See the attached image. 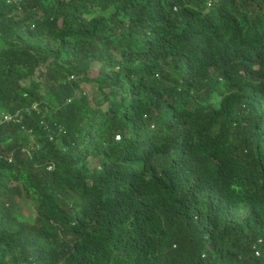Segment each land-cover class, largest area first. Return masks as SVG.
<instances>
[{
    "label": "trees",
    "instance_id": "16d2710c",
    "mask_svg": "<svg viewBox=\"0 0 264 264\" xmlns=\"http://www.w3.org/2000/svg\"><path fill=\"white\" fill-rule=\"evenodd\" d=\"M17 112L0 264H264V0H0Z\"/></svg>",
    "mask_w": 264,
    "mask_h": 264
},
{
    "label": "rangeland",
    "instance_id": "374dc122",
    "mask_svg": "<svg viewBox=\"0 0 264 264\" xmlns=\"http://www.w3.org/2000/svg\"><path fill=\"white\" fill-rule=\"evenodd\" d=\"M23 207V211L30 212L32 215L36 214L35 206L31 202H28Z\"/></svg>",
    "mask_w": 264,
    "mask_h": 264
},
{
    "label": "built area",
    "instance_id": "2783aa9c",
    "mask_svg": "<svg viewBox=\"0 0 264 264\" xmlns=\"http://www.w3.org/2000/svg\"><path fill=\"white\" fill-rule=\"evenodd\" d=\"M18 114H19L18 112L14 116L6 114V115L3 116V118L0 121L2 122L3 120H11L14 117L18 120ZM256 254H259L258 250H257Z\"/></svg>",
    "mask_w": 264,
    "mask_h": 264
},
{
    "label": "clouds",
    "instance_id": "9594fccd",
    "mask_svg": "<svg viewBox=\"0 0 264 264\" xmlns=\"http://www.w3.org/2000/svg\"><path fill=\"white\" fill-rule=\"evenodd\" d=\"M258 250V249H257ZM257 250H256V252H257ZM259 251V250H258ZM257 255H259V254H257Z\"/></svg>",
    "mask_w": 264,
    "mask_h": 264
}]
</instances>
